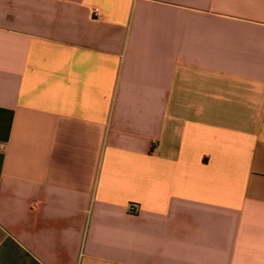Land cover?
<instances>
[{
  "label": "crops",
  "instance_id": "1",
  "mask_svg": "<svg viewBox=\"0 0 264 264\" xmlns=\"http://www.w3.org/2000/svg\"><path fill=\"white\" fill-rule=\"evenodd\" d=\"M0 144V264H264V0H0Z\"/></svg>",
  "mask_w": 264,
  "mask_h": 264
},
{
  "label": "built area",
  "instance_id": "2",
  "mask_svg": "<svg viewBox=\"0 0 264 264\" xmlns=\"http://www.w3.org/2000/svg\"><path fill=\"white\" fill-rule=\"evenodd\" d=\"M95 11H99V10L96 9ZM95 13H96V12H95ZM0 146L2 147L3 145L0 144ZM130 208H131V209H137V208H138V205H137V204H132V205H130Z\"/></svg>",
  "mask_w": 264,
  "mask_h": 264
}]
</instances>
